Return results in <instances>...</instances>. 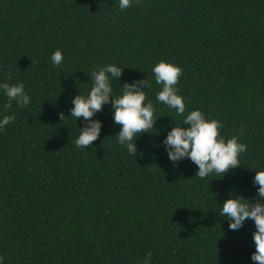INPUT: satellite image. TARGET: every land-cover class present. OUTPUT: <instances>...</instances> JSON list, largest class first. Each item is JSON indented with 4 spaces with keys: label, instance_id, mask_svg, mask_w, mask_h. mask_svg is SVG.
I'll return each instance as SVG.
<instances>
[{
    "label": "trees",
    "instance_id": "obj_1",
    "mask_svg": "<svg viewBox=\"0 0 264 264\" xmlns=\"http://www.w3.org/2000/svg\"><path fill=\"white\" fill-rule=\"evenodd\" d=\"M159 60L181 68L186 112L222 121L220 134L246 145L223 178L167 159L160 141L182 117L155 100ZM107 63L124 68L121 87L153 85L146 99L161 117L135 156L116 142L109 105L93 117L98 138L74 144L82 124L69 116L71 97ZM6 79L23 82L30 104L4 112L0 92V115L15 116L0 130L3 264H141L147 253L149 264H253V222L229 230L219 204L229 192L254 197L252 169L264 165V0H132L124 10L118 0H0Z\"/></svg>",
    "mask_w": 264,
    "mask_h": 264
},
{
    "label": "clouds",
    "instance_id": "obj_2",
    "mask_svg": "<svg viewBox=\"0 0 264 264\" xmlns=\"http://www.w3.org/2000/svg\"><path fill=\"white\" fill-rule=\"evenodd\" d=\"M131 2L132 0H118L119 8L124 10ZM49 59L53 67L60 66L63 61L62 51L54 50ZM123 69L116 64L107 63L90 73L86 72L89 76L87 83L90 84L87 93L81 94L78 90V94L71 97L69 116L76 121L79 119L82 124L78 127L79 132L74 140L77 148L86 149V146L98 138L102 122L93 117L104 105L110 106L112 122L119 129L113 136L129 155L139 154L136 140L141 134L149 133V129H155L154 124L161 116L154 115L153 103L146 99L145 93V89L153 86L152 82L147 78L133 79L131 82L124 81L121 87ZM181 71L178 65L166 60H159L151 68L155 84L159 86L155 100L182 117L179 124L173 122L160 145L173 168L187 159L196 166L195 177L202 180L211 175L223 178L231 169L240 165L238 157L246 151V145L239 142L237 135L230 138L221 135L222 121L206 117L198 108L186 112L184 99L176 87ZM113 80L118 81V94L113 92ZM0 92L6 97L4 112L8 111L13 101L17 108L30 104L23 82L10 84L6 79L0 82ZM57 115L60 121L64 120L62 112ZM14 120V115H0V130ZM252 170L255 173L252 177V184L256 187L255 196L245 198L227 193L226 199L219 204L220 216L228 222V229L231 231L242 228L247 220L253 222L254 231L251 235L254 251L250 260L253 264H264V165ZM150 258L151 253H147L141 264H149ZM0 264H3L2 257Z\"/></svg>",
    "mask_w": 264,
    "mask_h": 264
}]
</instances>
